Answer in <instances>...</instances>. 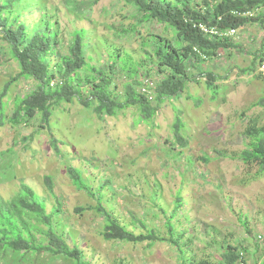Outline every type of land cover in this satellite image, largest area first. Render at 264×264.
<instances>
[{
  "label": "rangeland",
  "instance_id": "rangeland-1",
  "mask_svg": "<svg viewBox=\"0 0 264 264\" xmlns=\"http://www.w3.org/2000/svg\"><path fill=\"white\" fill-rule=\"evenodd\" d=\"M14 11L24 12L20 22L30 30L28 36L42 20H56L61 54L67 53L72 33L85 29L81 40L87 65L80 75L89 74V65L108 72L106 61L114 60L118 49L122 69H130L133 77L116 70L109 75L113 84L108 94L102 74H90L91 83L81 89L83 104L77 98L61 101L48 110L47 123L37 112L27 122L12 125L8 121L14 100L28 95L36 84L31 79L15 81L2 100L5 118L0 114L3 201L23 184L43 200L47 212L59 207L52 226L69 247L79 248L89 264H181L177 248L168 240L151 246L104 240L105 220L95 210L98 203L135 235L150 229L165 239L166 221L174 207H180L171 223L176 234H183L182 249L193 257L214 261L229 244L244 252L245 264H264V173L256 175V165L239 159L248 143L244 130L249 121L264 128V105L259 103L264 97V54L262 61L257 59L263 38L260 27L246 25L253 31H237L231 39L237 45L234 49L189 64V77L198 80L187 81L178 96L158 102L154 92L148 105L120 106L108 115V106L96 108L97 96L122 102L124 83L133 80L135 93L144 75L157 83L164 74L151 66L146 54H152V43H159L154 36L172 41L175 32L152 20L140 22L141 15L125 0H21ZM139 60L145 61L144 67ZM50 61L53 64L56 58ZM135 69L140 70L137 77ZM18 72L0 34V92ZM204 72L213 75L214 88L206 85ZM69 167L92 196L72 184ZM45 176L51 179L52 193L43 182ZM0 264L73 263L49 254L21 258L6 252L0 255Z\"/></svg>",
  "mask_w": 264,
  "mask_h": 264
},
{
  "label": "trees",
  "instance_id": "trees-1",
  "mask_svg": "<svg viewBox=\"0 0 264 264\" xmlns=\"http://www.w3.org/2000/svg\"><path fill=\"white\" fill-rule=\"evenodd\" d=\"M20 1L0 0L1 38L7 43L11 57L19 66V72L5 83L0 92V114L2 118H5L2 100L7 96L11 85L18 79H31L36 84L34 90L28 95L14 100V109L8 121L10 124L25 123L37 112L42 115V121L47 123L48 110L57 106L59 102H71L72 99L77 98L83 104L84 91L81 92V89L87 88L84 85L85 82L91 83L90 74H102V84L106 88L105 93L108 94L107 89L109 85L112 86L113 84L111 76L116 70L125 76H131L130 69H122L120 63L122 51L118 49L115 50L116 58L111 62L106 61L108 72L88 64L90 67L89 74L80 75L78 72L87 65L81 40L85 29H79L72 33L73 37L67 53L61 54L57 51V41H60L58 22L56 20H42V24L36 28V32L28 36L30 30L26 29V25L20 22V17L23 16L24 12L19 14L14 11L15 6ZM125 1L134 6L141 15L142 21L139 20L140 22L152 20L164 24L166 28L175 32L172 41L161 36H154L159 43H152L150 48L152 54H146L147 61L151 66L164 74L155 88L158 102L178 96L187 81L197 82L198 79L194 76L189 77L187 71L189 64L205 62L210 58L217 57L218 51L234 49L237 46L231 40L232 37L205 35L199 29V25H205L222 32L229 29H240L248 24H257L263 31L261 51L257 56V59L262 61V54H264V12L260 10L253 17H244L242 14L255 8L264 7V0H201L200 3L193 0ZM43 14L44 17L48 16L47 13ZM51 16L54 18V15ZM52 29L55 33H52ZM53 45L56 46V50ZM52 58H56L53 64L50 61ZM88 58L91 60V57ZM139 62L141 63L140 67L145 66V61L139 60ZM139 71L135 69L133 74L137 77ZM203 75L206 78V85L214 88L215 86L212 84L213 75L205 72ZM57 76L59 78H55ZM55 79H59V81L56 80L54 85L50 86V82ZM141 79L138 81L139 85ZM133 82L130 80V82L124 83L123 94L121 95L122 98L125 97L124 101L108 102L107 97L102 94V96H97L99 103L96 108L108 106L106 113L111 115L113 108L116 107L136 104L148 105L149 101L146 98L139 92L135 93L132 90L131 84ZM97 84L99 85L101 82ZM74 88H79L82 94ZM95 95L92 96V99L93 97L96 98ZM134 95L137 96V99L133 98ZM259 103L264 105V97L260 99ZM111 106H113L112 110H110ZM153 109L156 108L153 107ZM175 133H178V130ZM244 135L247 137L248 143L246 149L239 154V159L244 164L256 165V175H260L264 173V128L257 127L256 122L250 120L244 130ZM178 141L180 140L178 139ZM67 170L71 182L77 190L92 196L88 192L87 186L75 173V169L69 167ZM43 182L46 189L52 193L51 179L45 176ZM176 202V206H179L177 199ZM178 208L180 207H174L172 215ZM58 209L59 207L56 206L54 211L47 212L43 200L29 186L23 184L7 202L0 197V255L10 252L23 258L27 254H49L52 257L66 258L73 264H89L82 260V252L79 248L76 246L69 247L52 226V219L56 216ZM78 210L81 211V209ZM95 210L104 216L102 235L106 241L147 242L148 246H151L155 242L168 240L177 248L181 264H237L240 258L245 262L244 252L229 244L223 248L220 257L214 261H210L206 257H193L188 251L182 249L179 242L183 234H176L174 225L171 223L174 218L172 215L166 221L168 237L165 239L150 229H146L145 233L135 235L132 231L124 228L100 203L96 204ZM241 224L246 229V233L250 235L246 221L242 220ZM42 226L45 230L41 228Z\"/></svg>",
  "mask_w": 264,
  "mask_h": 264
},
{
  "label": "built area",
  "instance_id": "built-area-1",
  "mask_svg": "<svg viewBox=\"0 0 264 264\" xmlns=\"http://www.w3.org/2000/svg\"><path fill=\"white\" fill-rule=\"evenodd\" d=\"M264 7H259V8H255L253 10L250 11H246L245 13H243L242 15L244 17H253L257 12H259L260 10H263ZM199 29L201 30L202 33H204L205 35L209 36V35H214V36H218V37H233L235 35V33L237 31H239L240 29H229L226 31H217L214 28H209L205 25H199L198 26ZM220 56L219 54H217V57ZM262 69H264V65L261 66ZM159 83H156L155 81H153L152 79H150L149 77H143L141 79V84H140V89H139V94H141L144 98H146L148 101L152 100V95L155 92V88L156 85ZM54 85V81L50 82V86ZM237 264H245L244 261H242V258H240V260L237 262Z\"/></svg>",
  "mask_w": 264,
  "mask_h": 264
},
{
  "label": "crops",
  "instance_id": "crops-1",
  "mask_svg": "<svg viewBox=\"0 0 264 264\" xmlns=\"http://www.w3.org/2000/svg\"><path fill=\"white\" fill-rule=\"evenodd\" d=\"M241 30H244V33H245L246 31H247V32H251V31H253L252 29H249L248 26H246V25H245L244 27H242V28L240 29V31H241ZM262 34H263V31H262Z\"/></svg>",
  "mask_w": 264,
  "mask_h": 264
}]
</instances>
